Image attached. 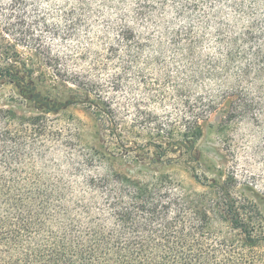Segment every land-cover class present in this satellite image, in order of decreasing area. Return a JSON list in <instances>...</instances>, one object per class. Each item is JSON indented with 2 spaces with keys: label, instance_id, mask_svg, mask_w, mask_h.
Wrapping results in <instances>:
<instances>
[{
  "label": "rangeland",
  "instance_id": "obj_1",
  "mask_svg": "<svg viewBox=\"0 0 264 264\" xmlns=\"http://www.w3.org/2000/svg\"><path fill=\"white\" fill-rule=\"evenodd\" d=\"M236 3L216 0L197 10L201 14L183 17L168 4L156 21L130 17L127 24L145 47L138 50L136 39L127 50L118 36L131 5L0 0V106L27 117L37 114L11 82L8 65L40 80L52 95L77 90L55 77L59 64L68 66L108 101L107 107L91 103L96 96L79 90L78 103L54 118L60 127L78 131L66 152L73 149L82 156L95 148L106 154V164L126 173L140 169L137 161L131 162L135 156L146 161L167 148L155 130L157 123L175 125L188 111L217 100V108L202 122L203 135L196 144L199 161L169 152L159 164L143 169L168 175L191 192H207V184L231 181L232 194L257 201L264 214V69L247 74L254 63L251 51H264V0L247 1L243 10ZM212 10L220 11L222 20L208 22L203 14ZM253 24L256 38L246 40ZM232 39L239 41L236 53L227 57L224 43L230 47ZM231 92L234 95L222 103ZM247 94L261 106L240 109L233 118L235 108L247 103ZM226 226L223 220L214 222L215 229Z\"/></svg>",
  "mask_w": 264,
  "mask_h": 264
},
{
  "label": "trees",
  "instance_id": "obj_2",
  "mask_svg": "<svg viewBox=\"0 0 264 264\" xmlns=\"http://www.w3.org/2000/svg\"><path fill=\"white\" fill-rule=\"evenodd\" d=\"M81 1L86 5L87 0ZM113 1L118 6L131 5L118 36L127 50L136 39L138 50L145 47L127 24L130 17L156 21L168 4L175 5L181 17L192 16L216 3L102 0L105 4ZM236 1L243 10L253 0ZM203 15L208 22L223 18L215 10ZM72 26L76 24L72 22ZM255 28L253 24L246 40L256 38ZM231 42L230 47L224 43L227 57L234 56L239 41ZM251 55L253 68L247 74L264 69L261 47ZM58 66L55 77L66 87L77 88L67 87L68 95H52L40 80L7 66L19 95L37 114L27 117L0 106V264H264V214L257 201L233 195L231 181L207 184V192H191L168 175L143 169L159 164L169 152L199 161L196 144L203 135L202 122L217 108V100L197 112L188 111L175 125L157 123L155 130L167 148L146 161L133 156L131 162L137 161L140 169L124 173L106 164V154L95 148L82 156L73 149L66 152L78 131L60 127L54 118L78 103L79 90L88 97L95 95L91 103L102 107H107L108 98L78 72ZM234 93L223 96L222 103ZM260 106L248 99L232 116L237 118L240 109ZM176 145L179 148L173 147ZM128 153L124 155L130 158ZM195 179L199 182L197 175ZM216 220H223L226 228L215 229Z\"/></svg>",
  "mask_w": 264,
  "mask_h": 264
}]
</instances>
